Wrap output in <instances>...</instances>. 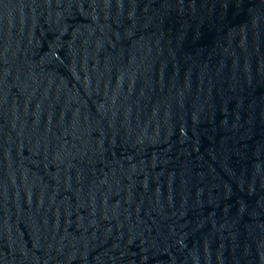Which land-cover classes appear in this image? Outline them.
Segmentation results:
<instances>
[{
    "label": "water",
    "instance_id": "1",
    "mask_svg": "<svg viewBox=\"0 0 264 264\" xmlns=\"http://www.w3.org/2000/svg\"><path fill=\"white\" fill-rule=\"evenodd\" d=\"M0 264H264V0H0Z\"/></svg>",
    "mask_w": 264,
    "mask_h": 264
}]
</instances>
